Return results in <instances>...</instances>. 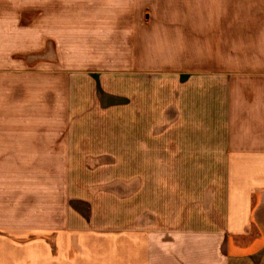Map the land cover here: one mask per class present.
Returning a JSON list of instances; mask_svg holds the SVG:
<instances>
[{
	"label": "crops",
	"instance_id": "1",
	"mask_svg": "<svg viewBox=\"0 0 264 264\" xmlns=\"http://www.w3.org/2000/svg\"><path fill=\"white\" fill-rule=\"evenodd\" d=\"M0 264H264V0H0Z\"/></svg>",
	"mask_w": 264,
	"mask_h": 264
}]
</instances>
